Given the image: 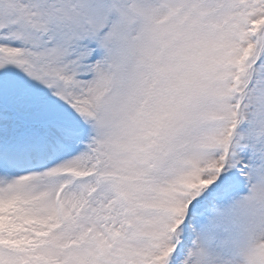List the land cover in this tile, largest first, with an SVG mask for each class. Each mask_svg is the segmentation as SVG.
<instances>
[{"label":"snow or ice","instance_id":"1","mask_svg":"<svg viewBox=\"0 0 264 264\" xmlns=\"http://www.w3.org/2000/svg\"><path fill=\"white\" fill-rule=\"evenodd\" d=\"M0 264H264V0H0Z\"/></svg>","mask_w":264,"mask_h":264}]
</instances>
